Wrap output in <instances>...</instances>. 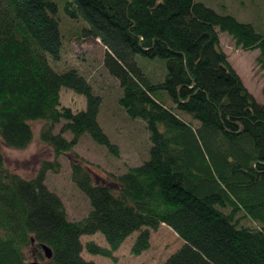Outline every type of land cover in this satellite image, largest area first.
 Here are the masks:
<instances>
[{
    "label": "trees",
    "instance_id": "1",
    "mask_svg": "<svg viewBox=\"0 0 264 264\" xmlns=\"http://www.w3.org/2000/svg\"><path fill=\"white\" fill-rule=\"evenodd\" d=\"M61 6L108 46L105 62L123 91L119 105L149 132V158L111 181L96 182L72 152L88 134L120 155L97 120L101 97L78 70L51 64L61 57ZM220 32L245 51L259 50L264 69V32L199 0H0V264H28L30 249L43 264H95L84 250L113 258L136 232L137 256L161 224L184 240L163 264H264V103L231 66ZM135 54L164 61L165 75L151 79ZM62 88L83 95L85 109L62 106ZM32 121L43 122L40 140L55 157L72 154V180L90 205L86 217L70 220L46 186L57 161L43 160L30 178L6 167L3 145L27 147ZM96 233L108 247L82 242Z\"/></svg>",
    "mask_w": 264,
    "mask_h": 264
},
{
    "label": "rangeland",
    "instance_id": "2",
    "mask_svg": "<svg viewBox=\"0 0 264 264\" xmlns=\"http://www.w3.org/2000/svg\"><path fill=\"white\" fill-rule=\"evenodd\" d=\"M212 7L220 14H230L241 22L252 23L264 32V0H199ZM61 6L57 17L62 36L61 57L51 62L54 69L64 72L76 69L92 86L93 93L100 96L102 103L97 120L111 143L119 148L120 155L114 156L109 150L97 144L88 134L79 138L73 147L86 167L91 171L94 180H113V176L125 173L130 167L142 164L149 158L151 142L146 124L142 119H130L119 105L122 95L120 81L110 73L105 58L110 49L100 38L88 35L86 23L81 19H72L65 14ZM220 45L227 54L233 69L259 103H264V69L257 62L259 50L245 51L237 46L235 40L227 33L220 32ZM134 61L142 72L151 79L160 80L166 73L164 61L148 59L140 54L134 55ZM107 64V65H106ZM163 67V68H162ZM164 69V71H163ZM62 106L73 111L85 109L86 99L75 91L62 88L60 91ZM187 121L197 125L188 115L180 113ZM65 121L55 126L53 133H58ZM34 130L32 142L25 148H12L3 145L6 167L24 178L35 176L43 160H55L59 163V171L46 172L45 184L62 200L70 220H80L90 210L89 201L72 180L73 156L71 153L55 157L53 150L40 140L42 121L31 122ZM63 136L67 140L73 138L69 131ZM249 222V220H248ZM137 232L130 235L113 253V258L92 255L85 250L84 259L95 264H163L166 259L179 249L184 240L170 225L161 224L158 229L150 231V247L140 255L131 253V246ZM94 240L97 244L108 247L100 233L82 237V242ZM34 249L28 251V263L35 260Z\"/></svg>",
    "mask_w": 264,
    "mask_h": 264
},
{
    "label": "water",
    "instance_id": "3",
    "mask_svg": "<svg viewBox=\"0 0 264 264\" xmlns=\"http://www.w3.org/2000/svg\"><path fill=\"white\" fill-rule=\"evenodd\" d=\"M42 249H43L44 256L47 259H50L52 257V251H51V249L48 246H46V245H43L42 246ZM28 264H43V263L40 262V261H32V262H30Z\"/></svg>",
    "mask_w": 264,
    "mask_h": 264
}]
</instances>
